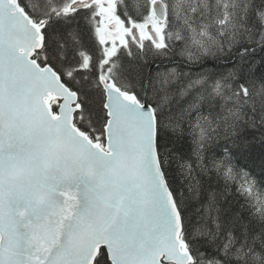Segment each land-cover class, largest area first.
<instances>
[{
	"label": "snow or ice",
	"instance_id": "1",
	"mask_svg": "<svg viewBox=\"0 0 264 264\" xmlns=\"http://www.w3.org/2000/svg\"><path fill=\"white\" fill-rule=\"evenodd\" d=\"M0 264H264V0H0Z\"/></svg>",
	"mask_w": 264,
	"mask_h": 264
}]
</instances>
